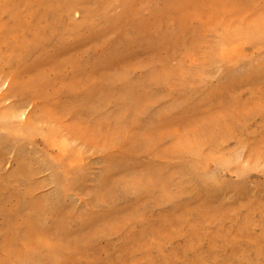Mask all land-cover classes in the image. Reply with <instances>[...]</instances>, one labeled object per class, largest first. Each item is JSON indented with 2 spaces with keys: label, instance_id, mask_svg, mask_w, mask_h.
<instances>
[{
  "label": "rangeland",
  "instance_id": "374dc122",
  "mask_svg": "<svg viewBox=\"0 0 264 264\" xmlns=\"http://www.w3.org/2000/svg\"><path fill=\"white\" fill-rule=\"evenodd\" d=\"M0 264H264V0H0Z\"/></svg>",
  "mask_w": 264,
  "mask_h": 264
}]
</instances>
